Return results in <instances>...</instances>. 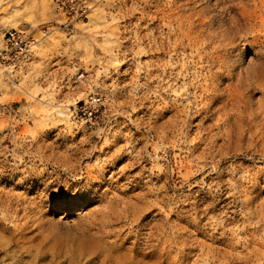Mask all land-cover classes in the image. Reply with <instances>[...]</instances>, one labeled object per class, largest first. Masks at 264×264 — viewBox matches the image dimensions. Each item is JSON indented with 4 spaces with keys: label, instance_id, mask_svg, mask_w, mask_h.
<instances>
[{
    "label": "rangeland",
    "instance_id": "rangeland-1",
    "mask_svg": "<svg viewBox=\"0 0 264 264\" xmlns=\"http://www.w3.org/2000/svg\"><path fill=\"white\" fill-rule=\"evenodd\" d=\"M82 1L0 0V264H264V0Z\"/></svg>",
    "mask_w": 264,
    "mask_h": 264
},
{
    "label": "built area",
    "instance_id": "built-area-1",
    "mask_svg": "<svg viewBox=\"0 0 264 264\" xmlns=\"http://www.w3.org/2000/svg\"><path fill=\"white\" fill-rule=\"evenodd\" d=\"M57 6L65 14L74 18L87 17V7L82 0H57ZM36 43V39L26 30L20 28L7 29L0 39V70L16 72L26 61ZM102 97L92 95L79 105L78 113L86 122H95L99 118Z\"/></svg>",
    "mask_w": 264,
    "mask_h": 264
},
{
    "label": "snow or ice",
    "instance_id": "snow-or-ice-1",
    "mask_svg": "<svg viewBox=\"0 0 264 264\" xmlns=\"http://www.w3.org/2000/svg\"><path fill=\"white\" fill-rule=\"evenodd\" d=\"M239 51V48L235 49L233 51V55H235L236 52ZM255 49L252 48L251 46L243 53V56L245 59H247L249 56H251L254 53ZM58 131V130H57ZM55 133H53L54 135ZM227 171H231V169H227ZM241 172H244V176L242 178H248L251 173L245 172L243 168L240 169ZM257 190H259L260 185H264V172H261L257 176ZM3 181H0L2 183ZM216 190L212 189L211 186L209 185L207 188H203V190H198L196 192V195L201 201V205L204 208L211 207L213 211H216V205L221 204V201L216 197L215 195ZM230 194V193H229ZM222 206V205H221ZM186 207V206H185ZM185 207H177L176 208V213H182L185 211ZM209 220V217L205 214L204 215V222L206 223ZM177 264H183V260L179 259L177 260Z\"/></svg>",
    "mask_w": 264,
    "mask_h": 264
},
{
    "label": "bare ground",
    "instance_id": "bare-ground-1",
    "mask_svg": "<svg viewBox=\"0 0 264 264\" xmlns=\"http://www.w3.org/2000/svg\"><path fill=\"white\" fill-rule=\"evenodd\" d=\"M110 148H112V147H110ZM75 150V149H74ZM96 153H98V154H104V153H107L106 152V150H103V151H99V152H95V154ZM119 158V157H118ZM111 161V160H110ZM74 165V164H73ZM72 164H71V166H73ZM75 166V165H74ZM72 168H74V167H72ZM99 168V167H98ZM218 168V167H217ZM88 168L86 167V170H87ZM78 172V171H77ZM83 174V173H82ZM92 175V174H91ZM90 177V176H89ZM97 177V176H96ZM96 177H94V178H96ZM90 178H92V177H90ZM98 178V177H97ZM241 184V183H240ZM113 203V202H112ZM109 205V204H108ZM235 213V212H234ZM233 221V220H232ZM152 231V230H151ZM154 236V235H153ZM156 239V238H155ZM154 241V240H153ZM154 248V247H153ZM152 255L154 256H157V250L156 249H154V251L152 252ZM138 256V255H137ZM139 262H138V264H140V262L141 261H143V258L141 257L139 260H138Z\"/></svg>",
    "mask_w": 264,
    "mask_h": 264
}]
</instances>
